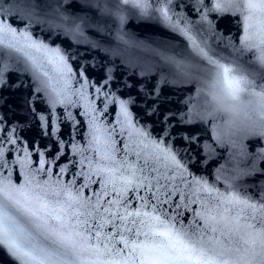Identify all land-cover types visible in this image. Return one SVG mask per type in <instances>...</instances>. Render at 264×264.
Here are the masks:
<instances>
[{
	"label": "snow or ice",
	"instance_id": "6c2138e0",
	"mask_svg": "<svg viewBox=\"0 0 264 264\" xmlns=\"http://www.w3.org/2000/svg\"><path fill=\"white\" fill-rule=\"evenodd\" d=\"M0 50V264H264V0H0Z\"/></svg>",
	"mask_w": 264,
	"mask_h": 264
},
{
	"label": "water",
	"instance_id": "95a60500",
	"mask_svg": "<svg viewBox=\"0 0 264 264\" xmlns=\"http://www.w3.org/2000/svg\"><path fill=\"white\" fill-rule=\"evenodd\" d=\"M227 15H231L230 13ZM137 13L134 10H130L128 15V21L123 27V31L127 33L128 35L125 36L126 40L136 42L139 44V46H134L127 48V50L124 52V58H133L140 62V64L145 63H159V56L150 51L149 49H155L159 46H161V42L164 44L171 43L173 46V49L175 51H180L185 47L186 41L181 37L176 35L175 33L169 32L166 28L159 24H152L149 27L142 26L143 22L139 21L137 18ZM36 27L35 35L38 36L41 39L45 38V33H42L40 31L39 26ZM239 27L237 20H222L219 24V28L221 30L225 28L231 29V34L233 36L237 33V28ZM113 29H115V26H113ZM64 37H61L63 39ZM110 44L115 47L119 45V48L121 50L125 49L127 46L124 45L122 42L115 39V31H113V35L108 38ZM55 46V45H53ZM2 51V50H0ZM17 59V56L14 54L9 60L7 55L0 56V63L8 60L10 63L14 62ZM45 70H48L50 72V75H52L53 79H55V73L54 71H51L48 68H45ZM139 68H137V71ZM78 87V85H77ZM187 87H191L193 94L195 92V86L194 85H188ZM71 111L75 112V109H70ZM80 118V117H78ZM114 118V116L112 117ZM225 155H227V152H225ZM7 175V173H5ZM15 178V174H14ZM218 187L223 190V184H219Z\"/></svg>",
	"mask_w": 264,
	"mask_h": 264
}]
</instances>
